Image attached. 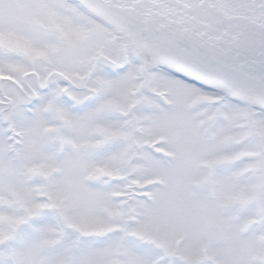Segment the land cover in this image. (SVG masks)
<instances>
[{
	"label": "snow or ice",
	"instance_id": "1",
	"mask_svg": "<svg viewBox=\"0 0 264 264\" xmlns=\"http://www.w3.org/2000/svg\"><path fill=\"white\" fill-rule=\"evenodd\" d=\"M0 264H264V0H0Z\"/></svg>",
	"mask_w": 264,
	"mask_h": 264
}]
</instances>
